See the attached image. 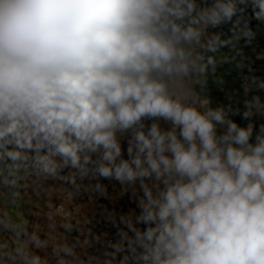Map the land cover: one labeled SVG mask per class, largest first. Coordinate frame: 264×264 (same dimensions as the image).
<instances>
[{"label": "clouds", "instance_id": "clouds-1", "mask_svg": "<svg viewBox=\"0 0 264 264\" xmlns=\"http://www.w3.org/2000/svg\"><path fill=\"white\" fill-rule=\"evenodd\" d=\"M253 21L264 0H0V189L127 202L56 264H264V79L244 78L243 111L197 90L215 53L253 44ZM0 226V264H41L47 239Z\"/></svg>", "mask_w": 264, "mask_h": 264}, {"label": "trees", "instance_id": "trees-1", "mask_svg": "<svg viewBox=\"0 0 264 264\" xmlns=\"http://www.w3.org/2000/svg\"><path fill=\"white\" fill-rule=\"evenodd\" d=\"M240 16L242 25L243 20L251 17L250 6ZM235 19L236 17H234ZM253 25L259 29L253 44L246 47L243 39L240 41L233 40L232 44L215 53L217 59L215 74H212L211 70H209L206 85L203 89L197 86V90L201 92V98H209L211 100L210 106L213 108L219 106L227 108L231 105L234 109L239 108L243 111L244 100L251 99L254 94L253 91H249L247 96L245 95L244 87L247 86V81L244 78L255 75L264 79V25H257L255 21H253ZM229 28H231V25H224L215 31L222 34V39L228 38L231 36ZM240 49L243 50V56L237 55V51ZM225 57L227 58L226 61L221 63V60ZM240 63L243 64V67H237V64ZM261 100L264 101V95H261ZM254 122L257 124L264 122V117L257 116ZM256 131L258 132V128ZM79 196L80 194L75 192V204H82L88 201V197L80 198ZM105 227V223L100 220L98 214L92 215L86 227L89 240L101 235ZM1 232L4 233V236L0 240H8L9 244H11L12 241L9 237L11 232L4 231L3 228ZM41 235L39 234L40 238L45 239ZM77 235L76 228L71 229L66 237L67 242L69 244L77 243ZM77 252L79 253V248H77ZM45 261L47 264H56V258L52 253L42 264H45Z\"/></svg>", "mask_w": 264, "mask_h": 264}, {"label": "crops", "instance_id": "crops-1", "mask_svg": "<svg viewBox=\"0 0 264 264\" xmlns=\"http://www.w3.org/2000/svg\"><path fill=\"white\" fill-rule=\"evenodd\" d=\"M113 190L118 193L120 191L119 187ZM26 192L29 194L27 200L30 208L43 212L45 216L43 220H39L42 222V225L36 228L38 235L42 234L45 239H47L49 245L47 249L40 250L39 252L42 257L41 264L51 255L52 249L55 247L51 245L53 241L58 242L59 245L67 242L66 237L73 228H76L78 233L77 242H83L86 239L89 240L86 227L90 217L94 214H98L100 220L102 222L104 221V213L101 211V204L95 203L94 197H90L88 201L82 204H75V191L69 184H62L59 181L42 185L29 184L26 188ZM5 195L4 191L0 192L1 199L3 196L5 197ZM31 196H40L41 205L38 206L36 201L34 202L32 200ZM121 202L123 205L120 204ZM110 203L119 208H126L127 206L126 201H119L117 203L116 198L112 199ZM58 206H61L63 211H59L57 209ZM11 236L12 233L9 234V237ZM31 251L35 252L37 250L33 247Z\"/></svg>", "mask_w": 264, "mask_h": 264}, {"label": "rangeland", "instance_id": "rangeland-1", "mask_svg": "<svg viewBox=\"0 0 264 264\" xmlns=\"http://www.w3.org/2000/svg\"><path fill=\"white\" fill-rule=\"evenodd\" d=\"M1 191H4L6 195L5 197L3 196L2 199L0 198L1 199L0 200V218H4L5 214H7V217L10 218V221L12 223L20 224L22 227H26L29 233H32L34 230L36 231V228L42 225V222L39 220L40 219L43 220L45 216L43 215V212L30 208V206L28 205V200H27L29 197V194L26 192V189L20 192V198L17 199L15 203H12V197L9 194L8 190L0 189V192ZM117 195H119L117 191L115 190L109 191L107 197L105 198L107 200V204H105V201H101L100 202L101 207L107 206L111 208L113 205L110 203V201L116 198ZM79 197L80 198L88 197L89 199L92 196L90 194L89 195L80 194ZM31 198L34 202L36 201V204L38 206L41 205L40 196L39 197L31 196ZM120 204L123 205L122 202ZM1 231H2V226H0V238L4 236L3 235L4 233L2 234ZM21 239L26 241L27 237L22 236ZM51 245L57 247L59 244L58 242L53 241Z\"/></svg>", "mask_w": 264, "mask_h": 264}, {"label": "built area", "instance_id": "built-area-1", "mask_svg": "<svg viewBox=\"0 0 264 264\" xmlns=\"http://www.w3.org/2000/svg\"><path fill=\"white\" fill-rule=\"evenodd\" d=\"M57 209H58L59 211H63V208H62L61 206H58Z\"/></svg>", "mask_w": 264, "mask_h": 264}]
</instances>
